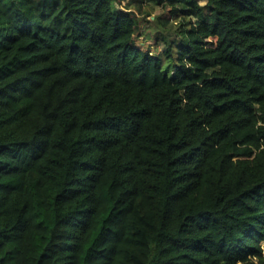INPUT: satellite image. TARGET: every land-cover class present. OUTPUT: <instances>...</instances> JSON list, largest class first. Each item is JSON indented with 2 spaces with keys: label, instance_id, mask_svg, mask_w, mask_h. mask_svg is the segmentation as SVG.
<instances>
[{
  "label": "trees",
  "instance_id": "1",
  "mask_svg": "<svg viewBox=\"0 0 264 264\" xmlns=\"http://www.w3.org/2000/svg\"><path fill=\"white\" fill-rule=\"evenodd\" d=\"M124 1L0 0V264H264V0Z\"/></svg>",
  "mask_w": 264,
  "mask_h": 264
},
{
  "label": "rangeland",
  "instance_id": "2",
  "mask_svg": "<svg viewBox=\"0 0 264 264\" xmlns=\"http://www.w3.org/2000/svg\"><path fill=\"white\" fill-rule=\"evenodd\" d=\"M127 0H125L122 5L126 2ZM122 5L120 7H122ZM149 11H142V13L140 14L141 16H144V18L146 17L148 20H152L153 16L157 15V16H161L165 10H163L160 7H153V9L148 8ZM171 21V19L166 20V19H161L160 22L165 23V25H167L169 22ZM145 25H147V23H145ZM146 32H148V29H146ZM139 41H144L146 44H151V46H153L154 44V39L151 37H149V39H146L145 36L143 35L142 37L138 38ZM160 47L162 48L163 43L160 42ZM153 48V47H152Z\"/></svg>",
  "mask_w": 264,
  "mask_h": 264
}]
</instances>
